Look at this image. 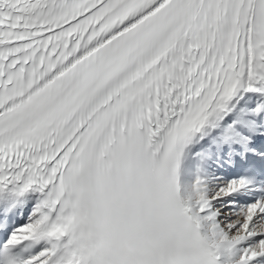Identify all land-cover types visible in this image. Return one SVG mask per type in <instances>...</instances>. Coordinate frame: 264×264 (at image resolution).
Returning a JSON list of instances; mask_svg holds the SVG:
<instances>
[{
  "label": "snow or ice",
  "instance_id": "obj_1",
  "mask_svg": "<svg viewBox=\"0 0 264 264\" xmlns=\"http://www.w3.org/2000/svg\"><path fill=\"white\" fill-rule=\"evenodd\" d=\"M0 264H264V0H0Z\"/></svg>",
  "mask_w": 264,
  "mask_h": 264
}]
</instances>
